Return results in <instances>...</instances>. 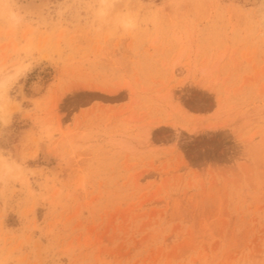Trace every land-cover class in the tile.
<instances>
[{
    "label": "rangeland",
    "instance_id": "1",
    "mask_svg": "<svg viewBox=\"0 0 264 264\" xmlns=\"http://www.w3.org/2000/svg\"><path fill=\"white\" fill-rule=\"evenodd\" d=\"M4 75L0 264H264V0H0Z\"/></svg>",
    "mask_w": 264,
    "mask_h": 264
},
{
    "label": "bare ground",
    "instance_id": "2",
    "mask_svg": "<svg viewBox=\"0 0 264 264\" xmlns=\"http://www.w3.org/2000/svg\"><path fill=\"white\" fill-rule=\"evenodd\" d=\"M19 71H20V70H19ZM19 71H18V72H19ZM2 73H4V72H2ZM4 74L6 75V73H4ZM2 75H3V74H2ZM5 75L2 76V77H0V82L3 81V80H6V79H7V77H6ZM7 75H8V74H7ZM9 75H10V77L13 78V76H12L13 74H9ZM9 75H8V77H9ZM14 76H15V75H14ZM5 77H6V78H5ZM7 80H8V79H7ZM7 80H6V81H7ZM8 81H10V80H8ZM4 82H5V81H3V83H4ZM0 84H1V83H0ZM36 84H37V83H36ZM4 85H5V84H3V86H4ZM37 85H38V84H37ZM36 88H37V87H36ZM0 101H1V100H0ZM1 103H2V102H0V113L2 112V104H1ZM149 134H150V132H149ZM0 158H2V156H1ZM6 160H7V159H6ZM0 161H1V160H0ZM4 162H5V161H4ZM3 166H4V168H5V166H6V167L9 166V164L5 162ZM7 168H8V167H7ZM9 172H10V171H9ZM0 176H1V175H0ZM1 178H2V176H1ZM3 178H4V177H3ZM3 178H2V179H3ZM2 179H1V180H2Z\"/></svg>",
    "mask_w": 264,
    "mask_h": 264
},
{
    "label": "clouds",
    "instance_id": "3",
    "mask_svg": "<svg viewBox=\"0 0 264 264\" xmlns=\"http://www.w3.org/2000/svg\"><path fill=\"white\" fill-rule=\"evenodd\" d=\"M11 19H12L13 21H16V20H17L16 15H15V14H12Z\"/></svg>",
    "mask_w": 264,
    "mask_h": 264
}]
</instances>
